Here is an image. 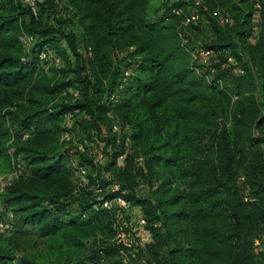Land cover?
I'll return each instance as SVG.
<instances>
[{
    "label": "trees",
    "instance_id": "16d2710c",
    "mask_svg": "<svg viewBox=\"0 0 264 264\" xmlns=\"http://www.w3.org/2000/svg\"><path fill=\"white\" fill-rule=\"evenodd\" d=\"M11 1L13 11L0 14V177L15 166L22 173L0 180V201L43 236L70 232L76 221L85 233L101 214L110 217L112 236L92 253L99 264H111L114 255L121 264H264V0L255 42L253 0H222L231 25H222L202 3L201 22L188 28L182 21L190 0H163L160 6L155 0H62L72 8L66 16L58 15L55 0H41L38 18L25 0ZM206 4L216 6L215 0ZM152 13L156 20L149 19ZM167 19L175 23L167 25ZM203 24L209 27L203 49L215 52L207 64L187 48L189 30ZM21 30L35 38L29 51ZM42 50L75 56L66 79L42 84L46 95L68 90L69 99L29 111L21 100L41 87ZM228 55L236 60L232 66L244 69L233 94L220 83L224 64L231 66ZM110 56L120 63L111 76H101L97 63ZM109 113L132 127L131 146L122 131L117 141ZM66 131L92 152L70 153ZM144 138L147 148L140 150L136 142ZM101 148L105 158L94 164ZM129 160L141 167L144 194L136 192L139 181L127 168ZM79 163L90 167L93 183L118 182L121 190L108 198L120 194L146 217V233L134 234L132 249L113 241L120 219L114 211L91 190L73 193ZM123 219L133 231L137 220ZM146 251L157 263L142 262Z\"/></svg>",
    "mask_w": 264,
    "mask_h": 264
},
{
    "label": "rangeland",
    "instance_id": "374dc122",
    "mask_svg": "<svg viewBox=\"0 0 264 264\" xmlns=\"http://www.w3.org/2000/svg\"><path fill=\"white\" fill-rule=\"evenodd\" d=\"M63 7L64 2L60 0ZM163 0H155L153 2L154 6H160L161 2ZM194 0H190V3L186 5L185 11L190 12L193 9ZM201 3H203L204 9H207V13L210 15L213 11H223L222 7V0H215V8L210 9V7L206 4L207 0H199ZM15 3L11 0H4L0 4V14H6L10 13L14 9ZM206 6V7H205ZM62 10H58V14ZM209 15H207L209 17ZM156 15L154 13L150 14V20H156ZM174 19H167L164 21L167 25H173L175 22ZM258 25V24H257ZM77 26L82 28V24L79 20H77ZM209 31V27L206 25L196 26L189 30L188 36H189V42L190 46L187 48L190 50L193 49V52L196 58H194L197 62L198 56L201 50H203V46L206 43V34ZM22 33V30L20 32V38L23 42L24 48L26 51H29L32 47V45L28 44L25 40V37ZM56 42L53 41L51 50H55L56 48ZM63 48L68 51V47L66 46V42H62ZM80 50H84L83 44H80ZM71 52H65L63 56L61 55L60 61L56 62L55 58L51 56L49 58L48 63L44 62L40 66V71L38 75H45L43 76V82L41 83V87L37 90H34L33 92L29 93V96L27 97V100H21V103L23 104V108L26 110L32 111L35 109H38L39 107L43 105H48L49 107H53L58 102L61 101V97L67 98L69 95L68 93L65 94V92H69L68 90L56 94V95H46L45 89L42 87V84H47L50 82H54L57 79L65 78L67 76L68 68L71 62H76V58L73 54H70ZM42 63V62H40ZM119 60L116 57L114 59L112 56H110L108 59L104 60L100 66V64L97 63V65L100 67V75L104 77H109L113 73L116 66L119 64ZM223 69L226 71V73H222V80H220V83L223 85V87L229 88L230 92H236L238 88L236 87L235 79L241 74L238 69H236L234 66H226L224 64ZM71 77V74H69V78ZM66 79V78H65ZM211 77H207V80L209 81ZM65 90V89H64ZM71 92L72 89H70ZM233 94V93H232ZM235 100L236 98L233 97ZM109 120L116 119L115 122H118L122 127V132L126 134H131L132 130L129 127L130 125L123 124L122 121L119 122L120 115H116L114 113L108 114ZM70 123V122H68ZM129 125V126H128ZM114 126V123L112 125V128ZM76 135H80L79 132L75 131ZM164 133V132H163ZM17 134V130H16ZM165 134V133H164ZM163 136V135H162ZM94 137V136H92ZM155 135L152 134V138H154ZM165 137V136H164ZM30 142V141H28ZM101 143V142H100ZM139 149L146 150L147 148V141L146 138L138 140L136 142ZM102 145H104L102 143ZM140 149V150H141ZM77 162L73 160L71 164L69 165L70 168H73L72 166H76ZM127 168L133 172V174L136 176L137 180L139 181V186L136 188L137 193H146L147 188L144 183H142L143 179L140 174V165L137 162H133V160L127 161ZM25 172V171H24ZM20 174L17 170V167L15 166L13 170L11 169L6 175L1 176L0 180L4 181L8 178H13L18 176ZM29 171H27L24 175H28ZM73 176L76 178L75 170L73 171ZM105 177V176H103ZM107 180L109 177H105ZM147 183V182H145ZM49 185V184H48ZM150 185V184H149ZM152 186V185H150ZM156 186V184H155ZM117 196V194L115 195ZM126 196V195H125ZM0 222H8L11 224L10 231L6 233L0 232V264H99L96 262L95 258L92 256L93 250L96 246L100 244H106L107 240L112 236L113 233V227L114 223L110 219V217L100 215L96 219V226L93 227H86L85 233L83 231H80V227L76 226H82L81 221H76V225L73 226L69 231H66L67 233H63L65 228H63L59 234L55 236H43L39 229L36 226L29 225L23 222L22 214L18 211H15L11 206L6 205L2 201H0ZM101 224H103L101 226ZM94 230L93 233H89L91 230ZM83 230V229H82ZM144 259L142 262H151V263H157L150 253L146 251L143 254ZM111 264H121L119 256L114 255L111 259Z\"/></svg>",
    "mask_w": 264,
    "mask_h": 264
},
{
    "label": "built area",
    "instance_id": "2783aa9c",
    "mask_svg": "<svg viewBox=\"0 0 264 264\" xmlns=\"http://www.w3.org/2000/svg\"><path fill=\"white\" fill-rule=\"evenodd\" d=\"M25 1L31 8L34 15L38 18L39 1L41 0H25ZM55 1L58 4V10L59 9L62 10L58 15L66 16L68 13H70L72 9L71 7L66 9L65 3H64L65 7H63L60 0H55ZM193 3H194L193 9L190 11L189 14L185 16L184 20L182 21V24L187 28L191 27L192 25L198 24L202 20V10L200 9L202 7V3L199 0H194ZM261 8H262L261 0H253L254 33L251 37V40L253 42L257 40V36L260 31L259 27H260V22H261V18H260ZM181 12H182L181 9H178L176 11L177 14H181ZM214 14L219 19L222 25H231L233 23L232 19L227 16H224L221 11L215 10ZM24 37H25L26 42L30 45H33V43L35 42V38L31 34H25ZM84 52H87L88 55H91L90 48L87 50H84ZM194 53L195 52H193V56L194 58H196ZM214 53L215 52L212 49L201 50V52L199 53V56L197 57L199 63L207 64L210 61L211 57L214 55ZM51 56L55 58L56 62L60 61V58L57 55L50 53L47 50H42L39 54L40 60L43 62L49 60ZM227 60H228L227 64L229 65H232V64L234 65L236 61L235 58L231 55L227 56ZM238 71L240 73H244L243 68H238ZM75 95H78V92H76ZM121 127L122 126L118 122L114 123L113 131L117 134L118 142H120L122 139V134H121L122 128ZM28 136L29 135L26 133L23 134L24 138H28ZM63 138L66 141V148L69 150L70 153L74 155L75 153L85 154L88 152H92L90 149H88L87 147L88 145L85 144L84 141L76 139L75 137H73V135H71L69 131H66L64 133ZM125 143L128 147L131 146L132 144V140L129 134H127V136L125 137ZM104 158H105V152L102 151V148L99 150H96V153L93 157V163L97 164L98 162L104 160ZM136 159L140 162L143 161L142 156H138ZM123 160H124V155L118 158L119 162H122ZM17 170L19 173H22V170L20 168H17ZM89 171H90V167L87 164L79 163L77 167V171H76V178L74 181L73 193L79 195L82 189L91 190L96 195L97 200L101 201L102 207L108 208L114 211L120 219L117 224L116 234L113 238V241L119 245H122L126 249H132L135 245L134 234L137 236H141L142 234L146 233V230L144 229L147 224L146 217L142 214H137L138 208L133 207L132 204L122 195L119 194L115 198H112V199L108 198L109 193L111 192L117 193L121 190V186L118 182L114 181V182L109 183V185H107L106 187H102L98 183H93L92 179L88 176ZM244 181H245V177L240 176L239 182L245 188ZM244 199L245 201H248V196H245ZM125 214L127 216L128 215L132 216L137 220L133 231H131V229L127 227L126 221L123 219ZM10 229H11L10 223L0 222V232L6 233L10 231ZM254 245H255L256 252H259L262 248V243L260 239H256Z\"/></svg>",
    "mask_w": 264,
    "mask_h": 264
}]
</instances>
